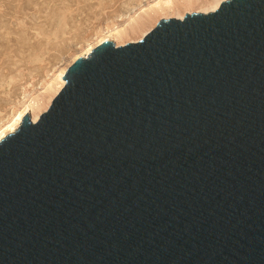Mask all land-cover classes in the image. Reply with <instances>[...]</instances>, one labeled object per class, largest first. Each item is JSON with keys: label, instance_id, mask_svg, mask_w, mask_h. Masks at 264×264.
Returning <instances> with one entry per match:
<instances>
[{"label": "water", "instance_id": "water-1", "mask_svg": "<svg viewBox=\"0 0 264 264\" xmlns=\"http://www.w3.org/2000/svg\"><path fill=\"white\" fill-rule=\"evenodd\" d=\"M0 140V264H264V0L97 45Z\"/></svg>", "mask_w": 264, "mask_h": 264}, {"label": "rangeland", "instance_id": "rangeland-1", "mask_svg": "<svg viewBox=\"0 0 264 264\" xmlns=\"http://www.w3.org/2000/svg\"><path fill=\"white\" fill-rule=\"evenodd\" d=\"M166 1L0 0V125L31 99L45 100L48 84L60 82L59 72L112 30L124 33L120 40L125 44L135 42L136 20L152 15L160 22L177 12H202L200 3H207L185 6L183 0H173L168 9Z\"/></svg>", "mask_w": 264, "mask_h": 264}, {"label": "bare ground", "instance_id": "bare-ground-1", "mask_svg": "<svg viewBox=\"0 0 264 264\" xmlns=\"http://www.w3.org/2000/svg\"><path fill=\"white\" fill-rule=\"evenodd\" d=\"M166 1V0H165ZM185 2V6H192L194 5L196 2H200V0H183ZM204 1V0H203ZM225 1V0H207L206 2L207 3H200V4H203V7H202V10L200 8V11L204 12V13H208V12H211V11H215L216 9H218V7L220 6V4ZM178 2V1H177ZM165 5L166 7L168 6V9H172V5H173V0H167L165 2ZM179 5V4H178ZM175 6V5H174ZM177 6V5H176ZM184 9V8H183ZM176 10V9H175ZM177 11V10H176ZM181 11V10H180ZM171 15V14H170ZM148 18H144V19H140V20H136L135 23H134V26H133V30L134 31H138L139 32V36H136L132 41H139L140 39H142L149 31H151L158 23V19L156 20L152 15L151 16H148ZM176 18H179V19H183L184 18V14L183 13H180V12H177V15L175 16ZM124 33H122L121 30L119 29H114L110 32V34L102 37L99 41H98V44L99 45L100 43L104 42V41H112V42H115V44L117 46H122L125 44V42L123 41L124 39L120 40L122 38ZM127 34V33H126ZM97 45H88V48L86 49V53L85 55L83 54V57H86L88 56L92 51L93 49L97 46ZM80 56H77L74 58L73 62L78 59ZM82 57V56H81ZM69 67V66H68ZM68 67L66 68H63L59 74H58V79L60 80V82L58 81V85L54 87V84L53 86H51V82L48 84L50 88V94H48L49 96L41 101V100H33L31 99L29 101V103H24L23 106H22V109L18 110V112L16 114H14V116H12L9 120H7L5 123H3L2 125H0V140L5 137L7 134L15 131L22 119L24 116H26L28 113L29 115L31 116L32 120L34 123H36L41 115L47 111V109L50 107L53 99L57 96V94L63 89V87L66 85V81L64 79L65 77V73L68 69ZM55 84H57L56 82H54Z\"/></svg>", "mask_w": 264, "mask_h": 264}]
</instances>
